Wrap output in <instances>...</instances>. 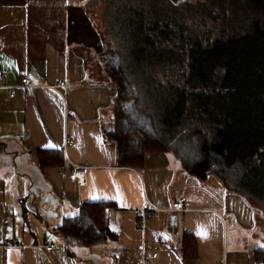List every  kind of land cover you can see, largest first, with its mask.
I'll use <instances>...</instances> for the list:
<instances>
[{"label":"crops","instance_id":"1","mask_svg":"<svg viewBox=\"0 0 264 264\" xmlns=\"http://www.w3.org/2000/svg\"><path fill=\"white\" fill-rule=\"evenodd\" d=\"M87 4L0 0V264H260L262 212L219 179L199 181L167 153L148 154L142 171L118 166L117 145L103 135L117 89ZM23 78L33 81L31 92ZM61 82L59 94L52 87ZM39 151L62 153L66 166L40 169ZM73 167L86 169L84 186L70 179ZM179 200L184 210L173 211ZM96 202L113 204L103 221L117 239L68 246L64 220ZM146 205L158 214L140 226ZM187 235L195 258L184 257Z\"/></svg>","mask_w":264,"mask_h":264},{"label":"trees","instance_id":"2","mask_svg":"<svg viewBox=\"0 0 264 264\" xmlns=\"http://www.w3.org/2000/svg\"><path fill=\"white\" fill-rule=\"evenodd\" d=\"M87 12L117 89L103 135L118 166L142 171L148 154L175 152L188 173L260 209L264 235V0H88ZM38 156L42 170L66 166L58 151ZM112 206L83 204L59 228L66 244L116 240L103 221ZM182 250L197 256L194 237ZM255 260L264 264V248Z\"/></svg>","mask_w":264,"mask_h":264},{"label":"built area","instance_id":"3","mask_svg":"<svg viewBox=\"0 0 264 264\" xmlns=\"http://www.w3.org/2000/svg\"><path fill=\"white\" fill-rule=\"evenodd\" d=\"M21 85L28 90V92H31V89L34 87V83L30 78H23L21 80ZM0 86H4V80L3 76H1L0 79ZM66 83L61 82L57 86H53L52 88L58 92L59 94L61 93V89L65 88ZM85 178H86V169L81 168V167H73L71 174H70V179L73 182H77L79 186H84L85 185ZM172 210L173 211H183L184 210V200H179L173 203L172 205ZM139 216H140V226L144 224L145 221H147L149 218L154 217L158 214V211L155 208H150V206H145L141 210H139ZM19 244L17 241H6L4 244L5 248H10V247H18ZM56 248V245L54 244H49L46 246L47 251H51Z\"/></svg>","mask_w":264,"mask_h":264},{"label":"rangeland","instance_id":"4","mask_svg":"<svg viewBox=\"0 0 264 264\" xmlns=\"http://www.w3.org/2000/svg\"><path fill=\"white\" fill-rule=\"evenodd\" d=\"M97 17H99L98 15H97ZM99 19L101 20V18L99 17ZM167 154H169L170 156H173L176 160H179L180 161V159L177 157V155L175 154V152H168ZM180 163L182 164V166H183V163H182V161H180ZM187 172V171H186ZM188 173V172H187ZM188 175L189 176H191V177H193V178H196L197 180H199L196 176H193V175H191L190 173H188ZM214 177V176H213ZM200 181V180H199ZM261 236V241L262 240H264V238H263V234H261L260 235ZM262 248H264V243H262Z\"/></svg>","mask_w":264,"mask_h":264},{"label":"snow or ice","instance_id":"5","mask_svg":"<svg viewBox=\"0 0 264 264\" xmlns=\"http://www.w3.org/2000/svg\"><path fill=\"white\" fill-rule=\"evenodd\" d=\"M200 234L202 235V236H205L206 237V235H207V233L204 231V230H200Z\"/></svg>","mask_w":264,"mask_h":264}]
</instances>
